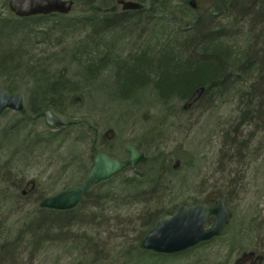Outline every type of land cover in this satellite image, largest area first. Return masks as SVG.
<instances>
[{
    "label": "rangeland",
    "instance_id": "rangeland-1",
    "mask_svg": "<svg viewBox=\"0 0 264 264\" xmlns=\"http://www.w3.org/2000/svg\"><path fill=\"white\" fill-rule=\"evenodd\" d=\"M77 1L74 10L62 15L64 18L51 16L46 24L34 26L19 47L22 58L12 66L22 77L14 92L22 95L24 108L19 112L6 110L0 117V248L8 246L5 242L20 248L11 256L7 250L0 264H78L83 258L93 261L87 264H237L243 253L259 254L264 248V123L255 119L250 124L245 122L243 118L248 115L243 116L242 108L255 96L264 102V62L255 66L249 79L240 76L242 85L235 91H230L229 84L184 106L177 98L159 103L156 89L150 87L146 102L143 92L134 93L140 103L134 109L113 99L117 90L110 87L113 65L101 66L89 89L77 77L79 65L72 62L73 53L80 51L87 34L78 19L84 14V6L82 0ZM139 1L144 4V13L122 23L123 30L102 34L92 57L102 59V63L111 59L127 63L146 44L159 51L163 45L186 41L197 22H202L204 34L211 31L216 43L225 42L242 57L249 55L251 59L256 48L264 51V15L256 8L243 11L233 0H196L197 8L192 11L184 7L188 0H172L168 13L158 12L151 0ZM5 3L0 0L2 15L6 14ZM62 19L74 26L62 29ZM202 41L184 47L185 58L196 62L203 45L210 50L207 39L202 37ZM44 68L50 77L62 75L79 83L72 89L67 108L62 112L50 109L63 121L58 130L48 128L43 117H35L30 110L33 72ZM11 77L12 72L0 86H6ZM263 102L258 103L261 109ZM21 119L27 124L12 130ZM51 133H56V138L46 140ZM39 136L44 138L40 143L30 144ZM126 144L139 145L145 158L163 152L171 169L179 161L168 173V191L150 205L152 208L157 202L168 205L170 199H174L172 204H191L204 199L214 202L222 195L231 212L222 234L189 254L161 258L133 253L128 257L124 242L136 240L138 223L145 214L142 209L148 210L131 205L120 215V221H103L100 223L107 226L99 228L86 221L72 228L52 226L48 235L45 232L33 244L31 228L40 200L81 183L95 151L126 160ZM131 173L127 170L123 176ZM82 238L90 243L86 245ZM93 246L100 252L97 256L89 253Z\"/></svg>",
    "mask_w": 264,
    "mask_h": 264
},
{
    "label": "trees",
    "instance_id": "trees-1",
    "mask_svg": "<svg viewBox=\"0 0 264 264\" xmlns=\"http://www.w3.org/2000/svg\"><path fill=\"white\" fill-rule=\"evenodd\" d=\"M234 1L242 6L243 9L241 10L243 11L247 10L249 7L256 8L257 13L259 11L264 15V0H233V2ZM256 1L259 2L258 5H255ZM5 2L7 9L6 14L2 15V13H0V81L12 72L11 81L5 83L6 86L1 85L4 92L10 94L15 91L22 78L17 71L18 68L12 67L15 60L18 61L22 58L23 54L20 52L21 48H19L21 47V42L23 43V41L29 38L34 26L46 24V21H49L51 16L59 18H64V16L54 13L51 15L18 17L8 10L7 0H5ZM77 2V0H74V3ZM81 3L84 6V9L81 10L84 14L78 19L81 27L84 26V28H86L87 34L79 47L80 51H78V53H73L72 60H74L72 62L74 63L75 61L79 65L78 73H76L78 75L77 77L82 80L81 83L88 84L89 89L92 86V81L95 80L99 73L98 69L108 64L113 65L114 80L112 83L115 89H117L116 95H113V99L115 101L127 102L131 107L135 106L134 109L140 107L139 101H135L136 97L134 93L143 92L146 102V95L150 87L156 89L158 93L156 94V99L159 103L164 102V104H167L170 100L177 98L183 101L185 103L184 105H193L199 101L203 95H207L212 90L220 92L221 88L224 89L226 85L231 83L230 75L228 74L226 76L225 74L226 69L235 67L246 75L248 70L252 71L256 65L261 64V60L256 54L252 55L251 59L249 55L242 57L241 53H233L230 47L218 43L212 46L210 50L203 45V49L200 51V58L196 62L185 58L184 47L189 44L193 45L199 41L203 44V33L201 34L199 32L195 33V36H192V38L187 41L184 40V42L180 43L174 42L173 44L163 45L164 48L159 51L156 48L154 49L152 45L150 47L149 44H146L143 50L133 55L127 63L114 59H109L110 61L102 63V59L98 61L92 57V55L96 53V49H98L95 44H99L102 34L108 31L123 30L121 29L123 27L122 23L137 19L140 17L139 15L144 12L142 13L141 11L139 13L130 14L131 12L116 11L117 7L112 0H82ZM171 5L172 0H151V6L155 7L158 12L170 13ZM184 7L187 10L193 11L188 5ZM74 9L73 7V10ZM213 12L216 13L215 11ZM214 13L212 14L214 15ZM197 23L200 25L202 22ZM60 25L62 29L74 26V24L64 22L63 19ZM138 25L139 24H135L133 26L137 27ZM155 35H158V32H156ZM17 41L19 43H17ZM42 70L33 72L35 82L34 88L32 89V99L30 100V110L35 117H41L42 111L46 109L58 108V111L62 112L61 110L68 107L67 104L72 100H70L69 96L73 94L72 91L75 90V86L79 84L78 81H72V79L69 81V79L62 75L50 77L46 73L47 71L45 68ZM246 78L249 79L250 77L246 76ZM200 89H202V92L199 95L198 90ZM245 97H247V95ZM258 98L259 96H255L254 99L245 103L242 108L243 116L244 113L248 116L250 113H253L250 117L246 116V118H243L248 124L254 119L259 123H264V109H261L263 101H260ZM25 124H27V122H24L22 119L18 120L12 125V130L15 131L16 129H20ZM55 138L56 133H51V136L46 137V140L50 141ZM43 139L44 138H40V136L35 137L30 140V144L33 142L40 143ZM127 170H131L132 173L123 176V173L127 172ZM171 170L172 169L166 163V155L163 152L158 151L149 158H145V156L141 155L138 164L134 168H126L121 173L92 186L73 209L53 210L41 208L38 205V208L35 210V223H33V228H31V235L34 236L32 243L35 244L37 242L36 240L40 236H43L45 232L46 235H48V230L52 226L54 228L67 226L72 228L86 221L89 226L99 228V226L102 227L105 225L100 222L111 219L120 221V215L125 213L124 210L131 205H140L141 208L142 206H146L145 208H148V210L142 209V213L145 214L141 217V222L138 223L136 240L131 243L127 241L124 242L125 253L128 257L133 253L134 256L141 253L146 256L150 254L161 258L168 257L166 255L144 252L140 250L138 243L141 235L154 223L160 214L166 211H172L178 204H172V200L174 199H170L168 205L167 203L161 205L157 202V206L153 208L150 206L152 203L154 205V202L168 191L170 179L168 173L171 172ZM195 201L196 200H194V202ZM201 201L210 203L206 199ZM109 214L113 216H109ZM212 221L213 218H210L209 222L211 223ZM215 239L202 243L181 254H189ZM82 240H85L86 245L90 243L85 238H82ZM4 244L8 246L4 249L3 247L0 248V258H5L3 256L5 252L7 254V250L11 252L9 253L10 255L7 256H11L12 252H15V248H20L12 243L8 244V242H5ZM89 253H94V256H97L100 252L93 246ZM259 254L264 257V248H262ZM172 256L174 255H171V257ZM91 262L93 261L87 262V260L85 261L83 258L80 259L78 264H87Z\"/></svg>",
    "mask_w": 264,
    "mask_h": 264
},
{
    "label": "water",
    "instance_id": "water-1",
    "mask_svg": "<svg viewBox=\"0 0 264 264\" xmlns=\"http://www.w3.org/2000/svg\"><path fill=\"white\" fill-rule=\"evenodd\" d=\"M116 2L122 5L123 10L142 7L133 0H116ZM189 4L195 7V0H190ZM8 7L18 17L67 14L73 7V0H8ZM201 92L202 89L198 90L199 95ZM23 108V97L20 93L6 94L0 87V116L5 110L21 111ZM42 116L46 126L51 129L59 128L63 124L62 120L50 110H44ZM125 151L128 153L125 161L106 152L96 151L93 163L82 183L42 199L40 206L54 210L74 208L91 186L111 178L127 167H135L141 157L139 146L127 144ZM177 165L178 161L173 168ZM211 216L214 217V221L208 226L207 221ZM230 216L231 213L221 196L212 205L203 202H194L190 205L180 203L173 212H164L154 221L141 236L139 247L156 254L182 253L219 236L228 224ZM247 258L256 264H261L263 259L261 255L249 252L244 253L237 263Z\"/></svg>",
    "mask_w": 264,
    "mask_h": 264
},
{
    "label": "bare ground",
    "instance_id": "bare-ground-1",
    "mask_svg": "<svg viewBox=\"0 0 264 264\" xmlns=\"http://www.w3.org/2000/svg\"><path fill=\"white\" fill-rule=\"evenodd\" d=\"M202 25H203L202 23L200 25L198 23H196L195 28L193 29L192 34H189L188 35L189 37H186L185 39H186V41L188 40V38L191 39L192 36H195L194 34L197 33V32H199L201 34L203 33V38L204 39H207L206 45H209L208 48L211 49L212 46L216 45V41L214 40L216 38V36H214V34L211 33V31L208 34H204V31L205 30L204 29L202 30ZM221 44L222 45H227V44H225V42H223ZM255 53L260 58L261 61H264V51H262V48H256ZM249 68H250V65H249ZM252 71H253V69H252ZM252 71L248 70L247 73H246V76H250L251 73H252ZM225 74H226V76L228 74L230 75V81H231V83H230V86H231L230 91H231V89H233L234 91L236 89H238V87H240V85L242 84L241 83L242 78L240 76H242L244 74L241 73L239 69L237 70L235 67L234 68H228V69H226L225 70ZM110 87H113L115 89L113 83L110 85Z\"/></svg>",
    "mask_w": 264,
    "mask_h": 264
},
{
    "label": "flooded vegetation",
    "instance_id": "flooded-vegetation-1",
    "mask_svg": "<svg viewBox=\"0 0 264 264\" xmlns=\"http://www.w3.org/2000/svg\"><path fill=\"white\" fill-rule=\"evenodd\" d=\"M151 8H152V7H151ZM144 9H145V7H144ZM144 9H143V7H142L140 10L132 11V13H130V14L139 13V12H141V11H142V13H143V12H144ZM43 121H44V119H43ZM54 130H56V129H54ZM57 130H58V128H57ZM243 264H250V261H249V260L243 261Z\"/></svg>",
    "mask_w": 264,
    "mask_h": 264
}]
</instances>
